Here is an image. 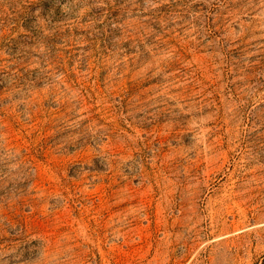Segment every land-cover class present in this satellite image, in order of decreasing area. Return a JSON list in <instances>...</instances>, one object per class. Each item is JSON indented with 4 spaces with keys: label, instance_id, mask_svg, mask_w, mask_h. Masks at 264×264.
Listing matches in <instances>:
<instances>
[{
    "label": "rangeland",
    "instance_id": "rangeland-1",
    "mask_svg": "<svg viewBox=\"0 0 264 264\" xmlns=\"http://www.w3.org/2000/svg\"><path fill=\"white\" fill-rule=\"evenodd\" d=\"M0 264H264V0H0Z\"/></svg>",
    "mask_w": 264,
    "mask_h": 264
}]
</instances>
